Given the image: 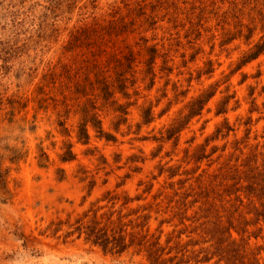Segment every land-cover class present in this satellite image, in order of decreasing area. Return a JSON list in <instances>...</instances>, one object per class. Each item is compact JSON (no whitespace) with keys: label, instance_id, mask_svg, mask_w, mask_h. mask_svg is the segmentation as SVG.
I'll list each match as a JSON object with an SVG mask.
<instances>
[{"label":"rangeland","instance_id":"374dc122","mask_svg":"<svg viewBox=\"0 0 264 264\" xmlns=\"http://www.w3.org/2000/svg\"><path fill=\"white\" fill-rule=\"evenodd\" d=\"M263 35L264 0H0V264H151L135 245L118 254L86 240L77 220L93 210L174 247L164 257L197 238L179 234L191 219L172 208L194 177L212 189L248 157L264 163V51L242 62ZM85 108L102 130L88 122L86 142ZM245 230L264 262V221Z\"/></svg>","mask_w":264,"mask_h":264},{"label":"trees","instance_id":"16d2710c","mask_svg":"<svg viewBox=\"0 0 264 264\" xmlns=\"http://www.w3.org/2000/svg\"><path fill=\"white\" fill-rule=\"evenodd\" d=\"M263 51L264 35L254 44L251 51L244 56L242 62L254 59ZM213 94L212 91H209L192 99L186 106L187 113L176 118L166 129L165 138H172L190 118L200 114ZM226 103L227 98L218 103L217 114L226 111ZM83 111V121L79 126L78 138L86 142L89 138L86 127L88 122L98 128L99 132L102 130L100 126H96L94 114L87 116V108ZM149 119L150 114H145L144 120L149 122ZM219 131L220 128L216 130V133ZM109 135L104 133V137H111ZM194 157L195 160H198L202 156ZM73 158L74 154L68 147L61 159L67 161ZM173 175L174 173L170 174V176ZM220 176L212 189L204 187L199 182L200 178L194 177L198 189L195 191L192 189L193 192L189 189L181 193L177 204L173 201L175 204L172 208L175 207L177 211H181L178 218L181 224H184L183 222L187 218L191 220L196 219L197 216L199 218L197 225L193 226L195 223L190 220V224L185 225L181 230L182 232H179L181 234L190 227L188 232H195L197 238L192 240L187 235L190 239L182 246L178 245L175 255L164 257L174 247H168L167 252H165L166 246L159 243L158 237L148 236L146 232L143 234L138 233L141 230L126 232V223L122 222L123 215L120 214V211H117V216L112 218V211L101 213L98 217L96 211L93 210L92 215L88 216L89 219L86 222L83 219L77 220L78 226L76 229L79 233L85 234L86 240L100 246L105 252L120 254L130 245H135L138 247V251L146 253V257L151 264H183L191 259L195 263H207L214 258L213 264H264L257 257V249L249 248L246 238L243 237L247 225H254L259 220L264 221V163L260 165L252 162L250 165L248 157L244 162L243 170L235 169L231 173L225 172ZM181 184H183L182 181ZM188 197L192 198L187 200ZM196 203H199V206L194 215L191 217L186 216L185 209ZM248 214L250 217L246 216ZM140 218L142 222L139 223V228H142L148 219V215L140 216ZM231 230L240 235L239 238L233 237ZM170 239L171 237L167 238L165 243L168 244ZM188 245H201V247L197 251H191L188 258H186L184 254ZM177 253H179V256H177Z\"/></svg>","mask_w":264,"mask_h":264}]
</instances>
